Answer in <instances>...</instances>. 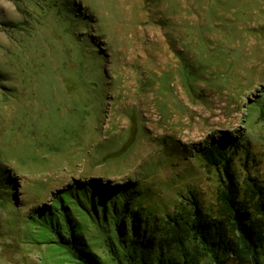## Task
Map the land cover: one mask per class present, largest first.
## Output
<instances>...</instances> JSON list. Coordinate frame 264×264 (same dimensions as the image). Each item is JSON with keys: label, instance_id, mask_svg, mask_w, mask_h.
Wrapping results in <instances>:
<instances>
[{"label": "rangeland", "instance_id": "374dc122", "mask_svg": "<svg viewBox=\"0 0 264 264\" xmlns=\"http://www.w3.org/2000/svg\"><path fill=\"white\" fill-rule=\"evenodd\" d=\"M263 106L264 0H0V264H73L35 221L77 183L130 186L152 232L138 263L111 199L103 229L70 207L98 264L104 231L121 264H213L157 227L193 200L215 216L221 157L264 193Z\"/></svg>", "mask_w": 264, "mask_h": 264}, {"label": "trees", "instance_id": "16d2710c", "mask_svg": "<svg viewBox=\"0 0 264 264\" xmlns=\"http://www.w3.org/2000/svg\"><path fill=\"white\" fill-rule=\"evenodd\" d=\"M260 118L264 123V106L260 111ZM206 160L212 167L209 157ZM227 161L225 157L219 159L220 165L226 168L225 179L219 178L221 180L215 216L203 214L202 207H198V202L193 200L188 212H181L164 222L163 231L157 227L156 218L151 223L172 245L183 247L191 244L209 257L213 264H262L258 249L264 242V193L256 184H251L247 192L241 194L239 185L227 168ZM118 188L116 192L110 193V190L106 192L95 188L92 183L75 184L68 190L66 200L60 198L58 204H55L53 212L45 208L38 214L35 223L45 230L41 234L46 238L45 242L65 253L73 264H98L70 212V207L103 229L109 214L106 201L111 199V216L118 243L124 248L127 259L143 263L141 259L146 258V249L141 248V237H147L152 232L147 229L149 223L146 219L137 218V214L130 212L136 202L130 194V186ZM96 194L98 198L95 197ZM57 207L66 221L67 231L63 232L64 229L59 226V215L53 214ZM130 215V230L127 231L126 219ZM152 237L153 235L149 236ZM101 238L115 264H121L116 245L110 236L104 231ZM128 242L130 246H127ZM159 259L161 261L160 257Z\"/></svg>", "mask_w": 264, "mask_h": 264}]
</instances>
